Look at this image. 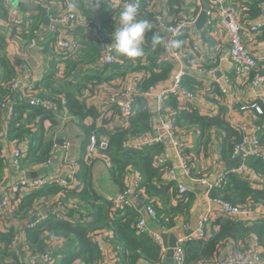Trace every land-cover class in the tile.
I'll list each match as a JSON object with an SVG mask.
<instances>
[{"label": "trees", "instance_id": "1", "mask_svg": "<svg viewBox=\"0 0 264 264\" xmlns=\"http://www.w3.org/2000/svg\"><path fill=\"white\" fill-rule=\"evenodd\" d=\"M60 1L68 2L66 4L69 5L75 3L76 9L82 13L85 20L98 23L96 28L100 37L105 42L110 41V36L115 29V21L112 17L113 10L109 5L104 3L98 8H93L89 5L88 0ZM241 1L237 0V4ZM180 2V0H169V14L181 12L179 8L175 9L181 5ZM260 7V0L249 3L247 11L240 13L241 21L256 18L261 13ZM8 13V9L0 0V19L5 22L9 21ZM28 28H22L20 33L13 29L11 40L14 38L27 41L34 39L39 51L42 50L44 40L48 39L45 37L48 32L38 35L34 34L37 31L36 27L28 26ZM153 35L162 38L160 33L152 29L146 36L145 54L141 58L127 59L115 51L117 57L127 64L122 67L116 63L106 65L100 62L103 59L102 49L94 40H87L92 37L86 34L83 36L84 42L88 43H85L86 46H84V42L79 43L81 47L74 52L76 58L67 56L64 58L65 72L61 71L64 81H57L58 76L56 73L54 74L55 70L50 69V74L30 86L29 92L33 97L41 101L46 99L56 103L58 108H65L79 122H82L86 117L94 119L93 124L84 125L83 128L85 144L82 149L83 153L76 162L78 166L75 175L76 187L68 189L52 186L28 191L18 198V204L12 211L13 218L20 220L34 212L37 207L50 198H57L58 202L65 206V214L60 215L61 212L55 210L53 215H49L34 226L25 229L26 246L31 251L41 248L47 237H58L66 241L64 248L44 253L53 260L52 264H102V250L97 243L103 237L102 232L104 231L110 233V237H107L106 240L116 251L120 252L116 264H137L139 260H144L149 264H159L162 261L163 251L159 244L150 235L140 233L136 228L143 212H140L135 205L128 201L123 202L118 208L95 192L92 185V168L97 162L105 164L108 168L110 180L119 194H124L128 189L127 175L130 172L135 173L140 192L134 193V196L142 201L145 207L152 208L155 214L153 219H156L162 227L171 229L177 216L186 217L189 213L193 200L192 195L188 194L187 190L180 193L178 186L173 181L165 180L166 173L171 168L168 163L161 167L155 165L157 157L164 153L163 144L155 143L142 148H136L129 144L131 141H136L141 136L151 133V115L144 95L151 91L156 84L166 80L173 66V63L165 60L158 65L155 63L161 52L162 44L153 47L151 44ZM261 38H264V33L261 34ZM49 43V51L45 52L48 55L45 56H53L55 53L54 40L51 39ZM6 46L7 40L0 36V106L9 99L14 101L13 116L5 132L6 138L8 141L25 142L26 154L20 163L25 172L41 169L52 158L54 142L45 137L42 127V121L46 117H51L52 113L41 106H32L26 100L18 99L17 94L11 92L10 84L16 79L17 73L10 57L5 53ZM142 58L146 61L142 62ZM49 61H52L50 62L52 64L59 59L53 56ZM99 62L101 65L98 64ZM259 66L258 73L264 75V64H259ZM210 68L213 66L207 67V69ZM91 71L92 75L88 76L87 73ZM141 71L143 77L135 87L132 116L129 118L128 124L125 127L109 128L110 120L104 119L97 126L96 119L100 116L99 108L89 101L90 96L100 93L101 90L104 95L111 94L119 88L110 86V82L115 77L119 78L130 74V72ZM192 79L186 75L182 76L180 86L196 95L197 92H208L205 89L200 91L201 83ZM208 93L215 97L221 95L217 88ZM164 105L167 111L173 114V124L177 135L187 129H194L198 133V148L205 155L208 154L212 143L216 141L220 144L221 162L235 161L233 160L235 149L242 145L244 136L241 131L229 125L225 119L223 108H220L217 115H202L189 104L180 105L172 95L166 96ZM256 107L260 109V113L255 111ZM251 108L256 113L255 124L259 127L258 144L264 145V104L256 101L251 105ZM109 110H111L112 118L120 116L116 107H110ZM6 117L7 110L0 109V124ZM92 135L96 137V153L92 158H85L86 147ZM101 138L106 140L105 148L98 147ZM187 149V146L184 147L183 155H186ZM185 162L189 169L188 163L190 162L186 159ZM239 162V166L243 164L248 171H253L256 175L264 178L263 159L250 157ZM5 169H7V164L0 146V185L3 183ZM212 169L205 171L198 180ZM225 180L221 189L209 192L211 199L220 198L233 205L264 207V189L253 188L246 178L236 172L229 171ZM172 199L175 201L174 206L171 204ZM69 205L70 207H68ZM214 224L218 226V231L209 240L197 239L182 244L184 264H204L213 261L219 247L229 240L245 243L247 239L255 238L258 244L264 248V220H257L249 224L246 221L220 216ZM14 231L13 227L0 230V264H22V259L20 260L9 249L15 236ZM41 257L43 255H34V264H49L44 262Z\"/></svg>", "mask_w": 264, "mask_h": 264}, {"label": "crops", "instance_id": "2", "mask_svg": "<svg viewBox=\"0 0 264 264\" xmlns=\"http://www.w3.org/2000/svg\"><path fill=\"white\" fill-rule=\"evenodd\" d=\"M69 2L72 0H68ZM224 8L231 12V15L235 18L240 19V11L237 7V0H224ZM40 5H33L28 2V0H8V11H16L17 17L23 22L22 28L27 29L28 26L36 27L37 31L40 33H45V37L48 39L44 40L42 45V50L39 51V48L28 51L31 41L27 40H18L16 38L11 40V33L6 30L5 23L0 19V36L4 37L7 40V46L5 48V53L10 57V61L13 63L15 72L17 73L16 79L21 83H38L43 77L47 74H50V69H54L57 77V81H64L62 79L61 71L65 72V62L62 60L54 61L52 64L48 60L49 45L51 39L54 40L56 37H63L68 39L73 43L84 42V35L91 34L86 31L85 28H73V27H64V26H54L51 21L48 19V15L55 17L59 9L61 8H70L68 2L62 3L60 0H47L43 2L40 1ZM159 5V8L162 12L169 15V1L168 0H157L155 3ZM89 3V1H88ZM90 5V4H89ZM260 11L262 13L248 21V23H254L256 21L264 20V0H260ZM38 7L43 8V12L38 9ZM196 11L189 9L190 22L193 19V28L189 29L190 34H186V30H183L179 43V51L182 56L181 59L176 62V65L172 66L171 73L166 80L156 84L151 90L152 95L159 94L162 91H166L173 84V76L180 70H184V75L186 77H191L192 80H196L201 83L200 91L205 89L213 92V89L217 88L221 93L220 96L216 97L209 94L206 91L197 92L196 100L191 104L192 107L196 108L202 115H217L220 108L224 109L225 119L234 129H237L242 132L243 136L247 138V141L250 142L253 139V136H256L254 127L256 126V108L255 111L251 108V105L260 101L264 104V84L259 88L252 87L248 82L243 81L241 78H237L233 72L232 65L228 58V49L229 45L227 43L226 36L220 25L218 23V18L220 17L219 13H214L213 15V25L210 27H203L201 31H197L195 27V22L198 18L199 13L202 10V0H200V6L197 7ZM77 10V9H76ZM183 10V9H182ZM79 12V10H77ZM144 8L139 7L138 13L140 19H146L153 21L151 16H147L143 13ZM184 12H187L184 10ZM81 15L82 13L79 12ZM119 15V14H118ZM185 15L181 13L178 18ZM187 18H189L188 15ZM31 17V18H29ZM47 18V23L45 19ZM114 18V17H113ZM85 23L90 26H97V22L87 21L82 15L81 18ZM174 19V16H173ZM115 26H119V16L114 18ZM189 22V23H190ZM206 23V21H205ZM205 26V24H204ZM247 23L244 24L243 29H247ZM29 29V28H28ZM155 32H158L164 38V34L155 27H152ZM188 29V28H187ZM44 36V35H43ZM92 37V36H91ZM92 39L87 38V40L93 41ZM243 42L245 46L254 54L256 58L264 57V38H261V35L255 37L247 36V34H242ZM85 43L84 42V46ZM96 43V42H95ZM108 43H113L112 34L110 36V41ZM197 47V51H193V47ZM33 52L37 53L32 54ZM46 52V53H45ZM165 60L167 58L166 52L161 49V52L158 57ZM157 57V56H156ZM19 59L22 63L19 66L14 64L13 59ZM56 59V58H55ZM142 62L146 60L142 58ZM29 62V63H28ZM100 62H102L100 60ZM98 63L101 65V63ZM259 64H264V62H259ZM208 66H213V68L207 69ZM260 67V66H259ZM262 67V65H261ZM199 69H204L208 73L201 74ZM263 72V71H262ZM71 74V73H70ZM88 76L92 75V71L87 73ZM124 77V76H123ZM122 77V78H123ZM121 78V77H119ZM119 78L115 77L111 82L110 86L117 88L119 85ZM71 86V85H69ZM109 86V85H108ZM100 95V97L105 98L104 92L101 91L94 96H90L89 101L95 105L97 108L100 107V100L95 97ZM88 101V102H89ZM58 112L51 114V117L45 118L42 121V127L45 131V137L54 142L55 148H52L54 156L52 157L51 165L47 167H52L55 160L58 161L57 169H60V161L62 159L63 146L68 144L69 154L71 157L78 159L80 158L85 144V137L83 133V128L94 123V119L86 117L82 122H79L75 117L66 111L65 108H58ZM9 121L7 117L1 121L0 124V146L2 148V155L4 158L10 154L11 144L10 141L6 138V129L8 127ZM151 133L148 134V138L162 137L164 132L160 127L158 121H155V118H151ZM85 125V126H84ZM178 138L187 146V153L183 155V158L188 160L189 174L186 175L180 168H177L172 176L166 175L165 180L173 181L176 186L178 184L185 187L188 191V194L192 195L193 200L189 209V213L186 217L179 215L174 219V225L171 229H166L159 224L156 219L145 217L146 234H154L157 237V242L163 251V258L159 264H170V260H173V249L178 242L192 241L195 234V230L198 226V222L203 218H208V223L205 227V240H209L216 234L218 231V226L214 224L215 220L220 216L217 214L214 206L210 202L209 195L206 194V189L204 186H201L198 183V178L207 170L212 168L222 169V170H232L239 166L240 162L235 160L230 163L221 162L220 158V144L216 141L210 146L208 154L198 148L197 137L198 133L194 129H187L185 132L180 133ZM24 142V141H23ZM136 141H131L130 146H134L133 143ZM25 143V142H24ZM259 150L264 152V145H259ZM82 151V152H81ZM165 159L171 167H176L179 164L180 159L177 157L176 151L173 148H167L164 151ZM43 167V168H47ZM41 168V169H43ZM190 168L192 172L190 173ZM41 169H33L27 172H36ZM16 177L15 171L11 166H8L4 171L3 183L0 185V191L3 190L4 185H9ZM137 175L133 172H130L127 175L128 185L130 182L134 181ZM251 186L256 189H264V178L256 175L253 171H247L244 175ZM92 185L95 192L104 199H112L117 195V188L113 185L108 174V168L103 163H95L92 168ZM131 198V200H130ZM129 198V202L135 207H142L139 211H145V204L139 199L132 197ZM56 201L57 198H50L44 201L36 210L28 214L25 218L20 220H13L12 217H8V222L13 226L14 232L17 235L21 236V244H19L18 251L23 257L22 264H29L30 257H33L36 254L44 255V253L50 251H57L65 247L66 241L58 237H47L44 240L43 246L38 250H25L23 246V241H25V229L35 225L37 222H40L42 219L46 218L49 215H53L56 210ZM171 204L174 206L175 201L172 199ZM251 212L257 218V220H264V207L261 206H251ZM42 217V218H41ZM41 219V220H40ZM101 240L99 242L102 245V264H116L120 252L116 251L112 245L106 240L107 237H110V233L107 231L102 232ZM174 244L173 248L169 247V244ZM252 245L253 248L259 253L262 263L264 264V248L258 244V242L253 239H247L246 242H233L227 241L221 247H219L215 259L217 261L223 257L228 256L229 254L242 253L243 250L247 249ZM28 250V248H27ZM20 257V256H19ZM20 257V259H21ZM137 264H149L144 260H139Z\"/></svg>", "mask_w": 264, "mask_h": 264}, {"label": "built area", "instance_id": "3", "mask_svg": "<svg viewBox=\"0 0 264 264\" xmlns=\"http://www.w3.org/2000/svg\"><path fill=\"white\" fill-rule=\"evenodd\" d=\"M5 7H8V0H1ZM41 0H28L29 3L33 5H40ZM89 4L92 6L93 0H88ZM157 0H131V2L136 3L138 9L139 7H143V13L147 16H151L153 21L151 22L152 27L159 29L163 34V43L162 48L167 54V58L165 61L170 63L178 62L181 59V52L179 51V43L183 30H186V34H190L189 29L193 28V19L190 17L189 9L196 11L200 6V0H180L181 5L175 7V9H180L181 12L176 14H165L159 8ZM169 1V0H168ZM208 5V10L206 11V23L204 27H210L213 25V15L214 13H219L220 17L218 18V23L220 25V29L224 32L227 43L229 45L228 49V58L232 65L233 72L237 78H241L243 81L248 82L252 87L259 88L264 84V75L258 73L259 71V62H264V57L256 58L243 42L242 34H247V36L255 37L257 35H261L264 33V20L262 16V20L256 21L254 23H248L249 20L242 22L241 18H235L231 15V12L227 11L224 6V0H203ZM255 0H242L237 4V7L240 13L247 11L248 4L252 3ZM130 2V0H100V5L106 3L109 5L113 14L112 17H117L119 11L123 9L126 3ZM182 9L187 12H182ZM184 13L182 17L178 18V16ZM239 13V14H240ZM262 13L259 17H261ZM9 21H3L6 26V30L8 32H12L14 29L16 32L20 33L22 29L23 22L17 17L16 11L10 10L8 13ZM174 16V19H173ZM82 15L76 10L72 11L70 8H61L59 9L58 14L55 17L48 15V19L54 21L55 23L60 24L64 27H73V28H85L92 37H94V41L98 44V47L102 49L103 59L102 63L106 65L111 64H119L122 67L126 66V62L119 57L111 46L112 43L105 42L103 38L100 37L98 30L94 23L93 26L88 25L82 19ZM113 18V19H114ZM190 22V23H189ZM247 23L248 28L243 29L244 24ZM188 28V29H187ZM34 34H40V31H35ZM81 46L77 43H73L68 39H64L63 37H56L54 39V48L55 53L53 56H56L59 60L64 61L65 56L68 58H76L75 51ZM31 50L37 48V44L35 40L32 39L28 48ZM197 47H193V51H197ZM51 55L48 56V60H51ZM60 57V58H59ZM163 59L160 57L156 58V64H160ZM201 74H207L208 72L204 69H199ZM253 74V75H252ZM184 75V70L180 69L173 76V84L166 91H162L159 94L152 95L149 91L144 95V99L147 102L151 118H155V121H158L160 127L162 128L164 135L162 137H154L148 138V134L141 136L137 143H133L136 148H142L145 146H151L155 143H162L164 146V151L167 148H173L176 151L177 157L180 159L178 166L171 167L166 175L172 176L177 168H180L186 175L189 174V169L183 158V151L185 144L178 138L177 130L173 124V114L170 111H167L164 100L167 95H172L176 98L180 105H191L197 98L196 94L191 93L186 88L180 86V79ZM143 77V73L141 72H130V74L125 75L123 78H119L118 90L112 92L111 94H107L105 98L100 97V95L95 96L100 100L99 113L100 116L96 119L97 126L101 124V121L104 119L110 120L108 127H125L128 124L129 118L132 116V107H133V99L135 97V87L138 81ZM30 86L32 83H21L18 79H15L10 84V90L13 93H16L18 99L26 100L32 106H41L45 110L49 111L52 114L58 112V106L56 103L51 102L49 100H39L32 96L29 92ZM102 91V90H101ZM13 100H7L3 105L0 106V109L7 110V120H10L13 116ZM110 107H116L120 116L118 118H112ZM256 112L260 113V109L256 107ZM255 134L253 139L248 142L247 138L243 137V143L239 147L235 149L233 160L243 161L246 158L255 157L264 160V152L259 150V144L257 141V133L259 132V127L255 126ZM11 151L10 154L5 157V162L8 166H11L12 169L16 173L15 179L6 186L3 187V190L0 191V230H6L10 227H13L8 222V217H12V211L14 206L18 204V198L22 197L28 191L40 190L46 187L59 186L62 188L73 189L76 187V179L75 175L78 170L77 159L70 156L68 151V144L63 146L62 159L59 163L60 169H57L55 172L48 173L42 176H38L36 178H25V171L21 168V159L25 157L26 145L24 142L19 143L18 141H10ZM96 137L92 135L89 138V144L86 147V155L85 158H92L96 153ZM99 148L106 147L105 138H101L99 142ZM55 148V145L53 146ZM165 153L161 154L157 157L155 161V165L157 167H161L167 163L165 159ZM54 153L52 152V157ZM52 158L47 162V166L51 165ZM236 172L240 175H244L248 170L245 165H240L232 170H222L213 168L211 171L206 173L204 177L197 180L201 186H204L206 189V194L209 195V192L212 190H219L225 183V177L227 173ZM128 183V182H127ZM178 190L180 193H184L187 189L182 185L178 184ZM140 192L138 178H135L134 181L130 182L128 185V189L124 194H119L109 199L115 206L118 208L120 205L128 201L129 198L132 197L135 199L134 193ZM209 197V196H208ZM210 202L214 206L217 214L219 216H225L230 219L251 222L257 221V218L251 212L250 207L241 206V205H233L227 202L222 201L220 198L210 199ZM70 207V205L68 206ZM145 211L141 216V219L136 225L138 232L146 233L145 225V217L154 218L155 214L152 208L145 207ZM56 210L65 214V206L61 205L58 200L56 201ZM37 211V210H36ZM42 218V217H41ZM41 220V219H40ZM43 220V219H42ZM38 223V222H37ZM36 223V224H37ZM208 223V218L203 217L199 222L198 226L195 230V234L192 240L197 239H205V227ZM34 226V225H33ZM151 238L157 242V237L154 234H149ZM21 236L15 234L14 239L9 246V249L20 259L21 253L18 251L21 244ZM158 243V242H157ZM184 242H178L177 245L173 249V264H184V253L182 249V244ZM23 246L27 250L26 242L23 241ZM98 247L102 250V245L100 242L97 243ZM20 256V257H19ZM44 262L49 264L53 263V260L50 258L48 254H44L41 257ZM23 260V257H21ZM20 259V260H21ZM21 260V263L23 262ZM35 260L33 257H30V263L34 264ZM262 259L259 253L255 248L250 245L249 248L243 250L242 253L237 254H229L226 257H223L217 261H210L204 264H261Z\"/></svg>", "mask_w": 264, "mask_h": 264}, {"label": "clouds", "instance_id": "4", "mask_svg": "<svg viewBox=\"0 0 264 264\" xmlns=\"http://www.w3.org/2000/svg\"><path fill=\"white\" fill-rule=\"evenodd\" d=\"M100 0H93L92 7L98 8ZM70 10L76 11V4L72 3ZM119 26H115L112 33V47L115 51L124 58L137 59L145 54L146 36L152 30L150 21L140 19L138 7L134 2L125 4L122 10L119 11ZM163 39L158 35H153L151 44L153 47L161 45Z\"/></svg>", "mask_w": 264, "mask_h": 264}, {"label": "water", "instance_id": "5", "mask_svg": "<svg viewBox=\"0 0 264 264\" xmlns=\"http://www.w3.org/2000/svg\"><path fill=\"white\" fill-rule=\"evenodd\" d=\"M38 9L43 12V8L42 7H38ZM207 10H208V5H207V3L205 1L202 0V10L199 13L198 18H197V20L195 22V27H196L197 31H201L202 28L204 27V24H205V21H206V11ZM45 21H46L45 23H47V21H48L47 18L45 19ZM52 25L59 26V27L61 26L60 24L55 23V22H53ZM32 54L33 55L36 54V56H37V53H35V52H33ZM13 61H14V64L16 66H19L22 63L21 60L16 59V58H14ZM53 162H54V165L52 167L43 168V169L38 170L36 172H27V173H25L24 174L25 178H36L38 176H42V175H45V174H48V173L55 172L57 170L58 161L55 160ZM130 200H131V198H130ZM136 208L138 210H140L142 207L137 206ZM169 247L170 248L174 247L173 242H172V244H169ZM170 264H173V261L170 260Z\"/></svg>", "mask_w": 264, "mask_h": 264}]
</instances>
